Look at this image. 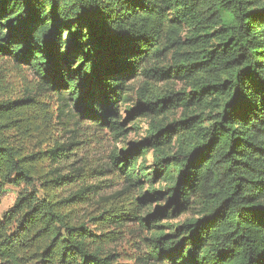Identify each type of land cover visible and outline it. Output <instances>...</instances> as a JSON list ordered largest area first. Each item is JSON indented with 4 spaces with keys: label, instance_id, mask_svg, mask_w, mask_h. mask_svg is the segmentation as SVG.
<instances>
[{
    "label": "trees",
    "instance_id": "1",
    "mask_svg": "<svg viewBox=\"0 0 264 264\" xmlns=\"http://www.w3.org/2000/svg\"><path fill=\"white\" fill-rule=\"evenodd\" d=\"M8 64L33 75L18 97ZM45 95L115 139L148 119L109 155L120 189L91 182L107 174L80 128L54 138ZM7 184L29 189L0 219V264H264V0H0V206Z\"/></svg>",
    "mask_w": 264,
    "mask_h": 264
},
{
    "label": "rangeland",
    "instance_id": "2",
    "mask_svg": "<svg viewBox=\"0 0 264 264\" xmlns=\"http://www.w3.org/2000/svg\"><path fill=\"white\" fill-rule=\"evenodd\" d=\"M171 64V59L166 61L161 66H168ZM4 72V89L7 92H2V94L12 95L13 97H18L23 94L26 89L32 88L33 75L27 69H19L12 64L5 65L3 69ZM141 81V80H140ZM161 86L166 88L174 89L176 92L184 89L185 85L181 82H166L162 81ZM137 89V86H136ZM43 99H46V104L50 108V115L52 119L53 136L57 140H61L71 135V132L74 128H80L79 137L84 142L83 150L81 155H88V157L95 163V166L98 167L99 171L104 170L105 176L96 175V178L93 179L92 183H97L102 185V191L111 193L115 190L121 188L122 183H120L119 178L116 176L114 169L109 167V155L113 150L118 152L123 149H130L138 143L142 138L145 137L148 130V119L146 117L136 118L132 121H128L127 127L130 129L128 135L123 136L120 139H115L109 132L104 131L100 132L95 126L88 123H76L75 119L64 117L62 120L59 119L58 115L60 110L58 109L59 104L54 100V98L45 95ZM135 98L133 104L135 103ZM133 106V105H131ZM125 108L122 109L123 119H127V114L125 113ZM215 115V112L213 113ZM184 114L180 110L176 116H172L171 121L174 119H179L183 117ZM68 138V137H67ZM153 157L150 154L148 156L147 165L151 166ZM108 170V171H107ZM108 172V173H107ZM27 188L25 185H13L7 184L2 190V203L0 206V219L3 217L4 213L7 212L15 203L18 195L26 191ZM207 202V196L205 194H199L194 197L193 204L189 212L183 214L182 216L173 219L172 224H179L184 222L188 218L193 216H200L205 209ZM157 208L156 205H153L152 210ZM139 245L138 237H127V241L120 245V252L122 253V258L124 261L132 258L136 255L137 251L135 246Z\"/></svg>",
    "mask_w": 264,
    "mask_h": 264
}]
</instances>
